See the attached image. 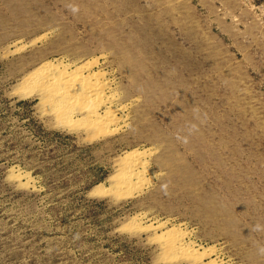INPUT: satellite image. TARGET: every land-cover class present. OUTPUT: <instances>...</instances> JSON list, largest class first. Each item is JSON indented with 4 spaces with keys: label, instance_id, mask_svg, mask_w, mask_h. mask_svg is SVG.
I'll return each mask as SVG.
<instances>
[{
    "label": "rangeland",
    "instance_id": "1",
    "mask_svg": "<svg viewBox=\"0 0 264 264\" xmlns=\"http://www.w3.org/2000/svg\"><path fill=\"white\" fill-rule=\"evenodd\" d=\"M0 264H264V0H0Z\"/></svg>",
    "mask_w": 264,
    "mask_h": 264
},
{
    "label": "bare ground",
    "instance_id": "2",
    "mask_svg": "<svg viewBox=\"0 0 264 264\" xmlns=\"http://www.w3.org/2000/svg\"><path fill=\"white\" fill-rule=\"evenodd\" d=\"M62 64V63H61ZM60 64V65H61ZM49 66V65H48ZM51 66V65H50ZM49 66V68L51 70H47L48 76H47V72L45 73L46 75L44 76V78H42L41 81L38 82V85L40 86L41 89H43L46 93V97L48 99V101L54 105L52 107H59L62 108L64 107V105L66 106H72L73 104H80L82 106H88V104L92 103V101L94 99H100L103 98V94L105 92L106 86L105 83L100 81V74L96 73L93 75H89L85 76L84 75V71L83 69H77L75 72H68L67 67H63L61 70L55 72L56 69H52ZM53 67V66H52ZM28 84V83H27ZM26 84V85H27ZM107 85V83H106ZM47 101V102H48ZM97 102V101H94ZM93 104V103H92ZM96 105V104H95ZM98 105V104H97ZM66 106V107H67ZM55 107V108H56ZM65 107V108H66ZM58 108V109H59ZM69 108V107H67ZM73 108V107H71ZM89 108V106H88ZM54 109V108H53ZM51 110V109H50ZM64 110V109H63ZM84 110V109H83ZM82 110V111H83ZM95 110V109H94ZM60 111V110H59ZM71 111V110H70ZM96 111V110H95ZM95 111H89L91 112V117L96 116L95 115ZM121 111V110H120ZM69 112V110H68ZM67 112V113H68ZM114 111L109 108L106 112H105V116L103 117H95L96 119L98 118L99 120H102L104 123H110L113 122V117L111 116V114ZM65 113V114H67ZM88 113V112H87ZM116 113V111H115ZM70 114H72V112H70ZM90 114V113H88ZM63 115V114H62ZM68 115V114H67ZM87 117V116H86ZM85 117V119H86ZM115 117V116H114ZM66 118V117H65ZM64 119V118H63ZM68 119V118H67ZM71 119V118H70ZM82 121V119H81ZM87 121V120H86ZM100 121V122H102ZM92 122H94L92 120ZM116 122V121H114ZM113 122V124H114ZM111 124V123H110ZM98 125V124H97ZM102 125V124H101ZM103 126V125H102ZM101 126V127H102ZM103 128V127H102ZM97 130V129H96ZM137 157V156H136ZM132 158H135L132 156ZM131 158V159H132ZM132 161V160H129ZM137 161V160H136ZM135 162V160H134ZM138 164V163H137ZM128 165V164H127ZM130 169V166H128ZM132 167V166H131ZM127 169V170H128ZM133 169V168H132ZM126 170V171H127ZM134 170V169H133ZM139 170V169H138ZM141 170V168H140ZM122 172V171H121ZM141 172H138V174H136V176H140ZM125 174L128 176H132L133 172H130L129 170L127 172H125ZM135 176V177H136ZM123 178V177H122ZM126 178V177H125ZM140 179V178H139ZM142 182V181H141ZM129 183V182H128ZM131 184V183H130ZM137 185V183H136ZM122 188V187H121ZM97 190V189H96ZM176 231V230H175ZM178 232V231H177ZM176 233V232H175ZM174 233V234H175ZM182 233V232H181ZM181 239V238H180ZM177 241V240H176ZM179 241V240H178ZM180 242V241H179ZM179 244V243H178ZM182 244V242L180 243ZM175 245V244H174ZM178 246V245H177ZM181 246V245H179ZM184 247V246H183ZM188 247V246H187ZM190 247V246H189ZM165 248V247H164ZM179 248V247H178ZM182 248V247H181ZM171 249V248H170ZM185 250V248H183ZM190 249V248H187ZM191 250V249H190ZM194 250V249H193ZM177 252V251H176ZM187 252V251H186ZM191 252H193L191 250ZM168 253V252H167ZM194 253V252H193ZM189 255L191 256L192 254L189 253ZM194 255V254H193Z\"/></svg>",
    "mask_w": 264,
    "mask_h": 264
}]
</instances>
